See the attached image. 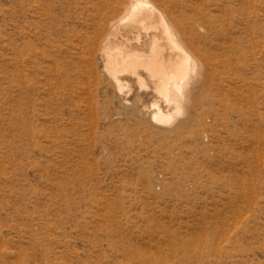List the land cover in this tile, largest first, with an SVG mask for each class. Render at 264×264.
Returning a JSON list of instances; mask_svg holds the SVG:
<instances>
[{
	"label": "rangeland",
	"instance_id": "rangeland-1",
	"mask_svg": "<svg viewBox=\"0 0 264 264\" xmlns=\"http://www.w3.org/2000/svg\"><path fill=\"white\" fill-rule=\"evenodd\" d=\"M105 1L0 0V264H264V0H154L208 73L169 128L92 73Z\"/></svg>",
	"mask_w": 264,
	"mask_h": 264
},
{
	"label": "bare ground",
	"instance_id": "bare-ground-1",
	"mask_svg": "<svg viewBox=\"0 0 264 264\" xmlns=\"http://www.w3.org/2000/svg\"><path fill=\"white\" fill-rule=\"evenodd\" d=\"M93 21L97 36L88 49L101 59L102 69L96 63L91 72L119 93L130 84L141 89L151 84L154 96L166 104L155 99L145 105L143 118L162 128L179 127V118L194 110L199 89L208 81L181 19L154 0H112L96 9ZM189 35H195V28Z\"/></svg>",
	"mask_w": 264,
	"mask_h": 264
}]
</instances>
